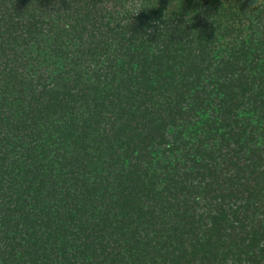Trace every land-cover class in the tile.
<instances>
[{
    "label": "trees",
    "instance_id": "obj_1",
    "mask_svg": "<svg viewBox=\"0 0 264 264\" xmlns=\"http://www.w3.org/2000/svg\"><path fill=\"white\" fill-rule=\"evenodd\" d=\"M0 264H264V0H0Z\"/></svg>",
    "mask_w": 264,
    "mask_h": 264
}]
</instances>
